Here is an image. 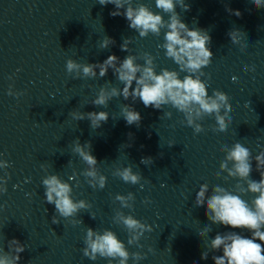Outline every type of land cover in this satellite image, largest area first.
Segmentation results:
<instances>
[{"label":"clouds","instance_id":"clouds-1","mask_svg":"<svg viewBox=\"0 0 264 264\" xmlns=\"http://www.w3.org/2000/svg\"><path fill=\"white\" fill-rule=\"evenodd\" d=\"M98 3L102 6L115 5V10L110 12V16H124L129 28L135 30L141 38L149 34L159 37L164 30V43L158 47L165 49V56L171 59L179 70L162 68L157 73L156 58L148 52L139 56L128 54L122 61L112 54L102 63L82 64L70 58L66 61V72L74 79H95L97 76L103 78L111 69L117 80L124 85L122 89L115 86L110 89L101 86L91 104L107 108L109 101L113 98L122 96L124 100L131 99L133 102L139 99L146 108L152 107L162 111L165 106H171L183 115L180 123L193 128L194 135L205 131L200 123L205 117H214L215 126L212 129L214 132L225 133L232 124L230 116L232 106L229 103V97L225 92L215 89L209 95L208 85L202 79L205 75L210 78V74H206L203 69L211 64L213 58V52L209 47L211 36L206 29L189 28L176 11L177 6L183 11H189L190 5L185 3V0H154L155 8L159 11H153L144 3L134 4V0H98ZM251 3L258 9L264 8V0H251ZM226 11L237 17L241 16L239 10H233L227 6ZM165 14L168 19L164 18ZM242 33L245 34L240 29H232L227 35L232 44H241ZM115 43L113 38L105 36L99 48L108 49ZM131 43V38L124 39L120 45L121 50L130 53ZM244 47V45L241 46V51ZM138 60H143V63H138ZM244 70L255 71V68L246 65ZM181 73H186L183 78ZM8 79L11 80L12 76ZM232 79L236 81L237 78ZM7 94L19 98L24 93L14 92L13 85H9ZM69 114L75 121L89 120L92 129L101 127L102 123H106L109 119V113L106 111L86 113L71 111ZM164 115L171 117L172 113L166 112ZM121 116L127 125L140 127L141 114L131 104H122ZM128 135L131 138L133 134ZM173 145H175L173 142L169 143V147ZM128 147H131V144H128ZM72 151L78 154L87 165L80 175L85 177L88 185L93 189H104L107 177L97 167L98 161L92 154L91 142L86 141L81 144L77 138L73 141ZM220 151L225 156L220 162L216 177L220 178L221 173H226L225 181L232 178L236 179L237 183L232 190L214 185L210 194L209 185L201 184L196 193L195 206L205 208V216L211 224L246 230L251 233V237L248 238L236 231L218 232L214 238H208V243L205 245L207 250L201 253V259L207 260L210 252H222V255H212L214 264H264V150L253 157L248 147L235 142L231 147L227 144L222 145ZM2 155L3 153H0V156ZM253 160L256 165L255 171L260 174L259 181L250 176L253 171ZM153 162L150 156L142 157L140 161L146 166L152 165ZM9 167H11L9 161L0 159V169L6 170ZM113 176L131 185L140 184L141 188L144 186L140 183L143 178L142 173L134 172L131 165L117 168ZM8 179L10 175L7 172L4 177H0V194L8 191ZM71 179L72 177H69V180ZM42 185L46 203L55 207V214L51 218L52 224H60V218L70 220L73 225L83 222L81 219L74 218L82 210L87 212L92 205L83 199L74 200L73 187L69 182L63 180L59 174L51 173L42 178ZM249 193L253 195L250 203L242 198ZM114 200L119 202L120 208L115 211L113 222L123 225L127 230L128 245L143 248L139 242L146 232L153 231L152 225L122 211V209L133 208L135 195L132 192H128L127 195L116 194ZM142 203L147 205L152 201L146 197ZM88 214L95 219V213L88 212ZM211 231V226L205 225L198 235L201 238L208 237ZM83 243V256L92 261L103 258L107 260V264H114V262L128 264L131 259L133 264H139V261L147 258V253L140 251L130 253L125 243L108 228L103 231L87 228ZM7 248L8 251L0 249V264H19L20 254L26 250L27 245L12 238L7 241ZM153 251L149 247L148 252Z\"/></svg>","mask_w":264,"mask_h":264}]
</instances>
